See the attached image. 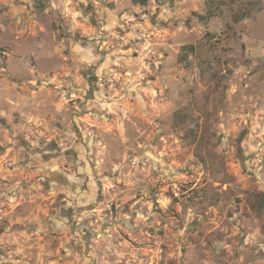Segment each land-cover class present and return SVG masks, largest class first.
Returning a JSON list of instances; mask_svg holds the SVG:
<instances>
[{"label":"rangeland","instance_id":"374dc122","mask_svg":"<svg viewBox=\"0 0 264 264\" xmlns=\"http://www.w3.org/2000/svg\"><path fill=\"white\" fill-rule=\"evenodd\" d=\"M217 1L0 0V264H264V0Z\"/></svg>","mask_w":264,"mask_h":264},{"label":"trees","instance_id":"16d2710c","mask_svg":"<svg viewBox=\"0 0 264 264\" xmlns=\"http://www.w3.org/2000/svg\"><path fill=\"white\" fill-rule=\"evenodd\" d=\"M135 2L136 3H140L142 5H146L148 3V0H135ZM217 2H218L217 0H208V5L210 6V9L208 10V13L213 15L215 10H219L220 9L218 4H217Z\"/></svg>","mask_w":264,"mask_h":264},{"label":"crops","instance_id":"0c3cea01","mask_svg":"<svg viewBox=\"0 0 264 264\" xmlns=\"http://www.w3.org/2000/svg\"><path fill=\"white\" fill-rule=\"evenodd\" d=\"M26 8V7H25ZM20 11L19 12H21L22 10H24L23 8H21V9H19ZM17 61L18 59L17 58H15V57H12L10 60H9V62H10V64H11V67L13 68V66H12V61Z\"/></svg>","mask_w":264,"mask_h":264}]
</instances>
